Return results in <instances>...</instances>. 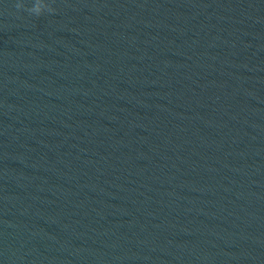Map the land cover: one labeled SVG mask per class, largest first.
Masks as SVG:
<instances>
[{"label": "water", "instance_id": "95a60500", "mask_svg": "<svg viewBox=\"0 0 264 264\" xmlns=\"http://www.w3.org/2000/svg\"><path fill=\"white\" fill-rule=\"evenodd\" d=\"M17 2L0 264H264V0Z\"/></svg>", "mask_w": 264, "mask_h": 264}, {"label": "clouds", "instance_id": "9594fccd", "mask_svg": "<svg viewBox=\"0 0 264 264\" xmlns=\"http://www.w3.org/2000/svg\"><path fill=\"white\" fill-rule=\"evenodd\" d=\"M17 10H26L29 14L35 15L36 17L41 16L46 11L48 13H55L56 8L52 6V0H31L30 6H26L24 0H19L15 4Z\"/></svg>", "mask_w": 264, "mask_h": 264}]
</instances>
